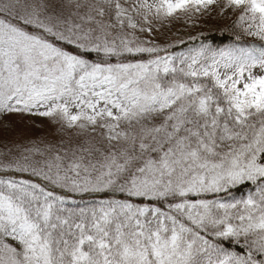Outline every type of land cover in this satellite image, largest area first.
Segmentation results:
<instances>
[{
    "label": "snow or ice",
    "instance_id": "6c2138e0",
    "mask_svg": "<svg viewBox=\"0 0 264 264\" xmlns=\"http://www.w3.org/2000/svg\"><path fill=\"white\" fill-rule=\"evenodd\" d=\"M213 13L260 46L154 39ZM10 114L70 140L0 151V264H264V0H0Z\"/></svg>",
    "mask_w": 264,
    "mask_h": 264
},
{
    "label": "trees",
    "instance_id": "16d2710c",
    "mask_svg": "<svg viewBox=\"0 0 264 264\" xmlns=\"http://www.w3.org/2000/svg\"><path fill=\"white\" fill-rule=\"evenodd\" d=\"M199 26H201L203 30L197 32L199 29L196 28L194 30L195 34L192 36H178L168 25L160 26V30L156 33L154 39L162 45H173L171 51L176 55H179L181 52L186 53L190 48L198 47L201 43L214 49L229 48L235 45L247 46L249 44L260 46L261 43L259 41H252L245 36L237 41L235 36L239 33H235L232 30L231 24H223V27L214 25V23L199 24L197 27ZM35 118L36 117L33 115L10 114L0 120V151H8L10 149L12 152L18 153L26 148H32L29 147L28 138L21 135V133L25 132L20 130H26L34 126L36 121ZM69 140L70 135H63L61 133L55 134V136L49 140V146L62 147L64 144H67ZM17 175L30 178L34 182L44 183L41 177H29L27 173ZM248 191L249 189L244 187L241 190H237L235 195L241 197ZM232 248H236L235 244L232 245Z\"/></svg>",
    "mask_w": 264,
    "mask_h": 264
},
{
    "label": "rangeland",
    "instance_id": "374dc122",
    "mask_svg": "<svg viewBox=\"0 0 264 264\" xmlns=\"http://www.w3.org/2000/svg\"><path fill=\"white\" fill-rule=\"evenodd\" d=\"M231 19L234 18H224L217 16L215 13H213L211 15H206L200 21L199 24L202 25V24L214 23V25L223 27V24L230 25ZM167 25L171 27L178 36H185V35L192 36L193 34H195L194 30L196 28L199 29L197 32L203 30L201 29L202 28L201 26L199 27L193 26L190 21L186 23L184 20H175ZM247 38L252 41L258 42V40H255L252 37H247ZM35 117H36L35 125L26 130H20L25 132V133H21V135L23 137L28 138L29 147L38 146L40 148H44L45 146H49V140L53 138L55 134H60V132L57 130V126L48 118H43L39 116H35Z\"/></svg>",
    "mask_w": 264,
    "mask_h": 264
}]
</instances>
